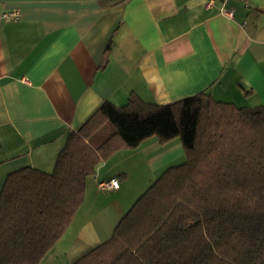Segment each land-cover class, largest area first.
I'll return each mask as SVG.
<instances>
[{"label": "crops", "instance_id": "crops-1", "mask_svg": "<svg viewBox=\"0 0 264 264\" xmlns=\"http://www.w3.org/2000/svg\"><path fill=\"white\" fill-rule=\"evenodd\" d=\"M209 1L0 0V10L21 14L0 22V191L21 167L52 170L68 133L105 101L121 106L136 93L166 104L206 90L238 106L264 104V0ZM183 159L179 139L156 136L115 152L40 264H71L108 239L142 192L136 178L152 182ZM112 177L119 189H98Z\"/></svg>", "mask_w": 264, "mask_h": 264}, {"label": "trees", "instance_id": "trees-1", "mask_svg": "<svg viewBox=\"0 0 264 264\" xmlns=\"http://www.w3.org/2000/svg\"><path fill=\"white\" fill-rule=\"evenodd\" d=\"M179 139L112 235L71 264H264V104L206 90L170 103L105 101L71 131L52 171L10 172L0 191V264H40L83 204L87 180L120 149Z\"/></svg>", "mask_w": 264, "mask_h": 264}, {"label": "built area", "instance_id": "built-area-1", "mask_svg": "<svg viewBox=\"0 0 264 264\" xmlns=\"http://www.w3.org/2000/svg\"><path fill=\"white\" fill-rule=\"evenodd\" d=\"M242 1L246 6L250 5L251 0H240ZM214 0H210L207 3V6L213 5ZM222 14L226 15L227 17L232 18L234 16L233 9L231 8H224L221 7ZM21 16L19 9H3L0 10V22L3 20H17ZM98 188L100 190L104 191H112L117 190L120 188V181L116 177H112L108 180L100 181L98 184Z\"/></svg>", "mask_w": 264, "mask_h": 264}, {"label": "rangeland", "instance_id": "rangeland-1", "mask_svg": "<svg viewBox=\"0 0 264 264\" xmlns=\"http://www.w3.org/2000/svg\"><path fill=\"white\" fill-rule=\"evenodd\" d=\"M52 171V170H50ZM163 171V170H162ZM162 174V172H160L158 174V176H156V178H153L152 182H149V179H151V176H144V177H137L136 179L142 184L140 187V192L138 194V196H136V198H133L131 204L128 206V208L125 210L123 216L126 214V212L129 210V208L134 204V202L155 182V180ZM135 179V178H134ZM148 181V182H147ZM148 183V184H147ZM99 184V183H98ZM99 189V188H98Z\"/></svg>", "mask_w": 264, "mask_h": 264}]
</instances>
